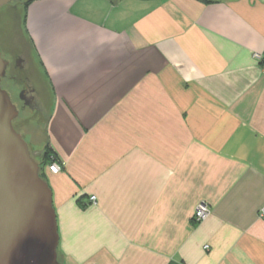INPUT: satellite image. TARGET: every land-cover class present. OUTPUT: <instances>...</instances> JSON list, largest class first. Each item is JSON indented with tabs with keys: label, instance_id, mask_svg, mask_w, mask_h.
<instances>
[{
	"label": "crops",
	"instance_id": "crops-1",
	"mask_svg": "<svg viewBox=\"0 0 264 264\" xmlns=\"http://www.w3.org/2000/svg\"><path fill=\"white\" fill-rule=\"evenodd\" d=\"M25 31L61 264H264V0H33Z\"/></svg>",
	"mask_w": 264,
	"mask_h": 264
},
{
	"label": "water",
	"instance_id": "water-1",
	"mask_svg": "<svg viewBox=\"0 0 264 264\" xmlns=\"http://www.w3.org/2000/svg\"><path fill=\"white\" fill-rule=\"evenodd\" d=\"M8 63L0 50V264H61L53 191L13 124L19 110L1 84Z\"/></svg>",
	"mask_w": 264,
	"mask_h": 264
},
{
	"label": "rangeland",
	"instance_id": "rangeland-1",
	"mask_svg": "<svg viewBox=\"0 0 264 264\" xmlns=\"http://www.w3.org/2000/svg\"><path fill=\"white\" fill-rule=\"evenodd\" d=\"M31 2L30 0H13L0 7V48L3 50L6 59L12 58L14 60L15 56L9 52L11 48H14L25 59L26 64L29 63V60L34 62L35 69H37L36 71L38 73L35 72L32 74L31 79L33 85L38 88V82L41 81V78L45 80L46 77L39 64L38 55L29 42L28 35L25 31V18L27 17L28 4ZM13 53L15 54V52ZM46 84L47 82L45 83L47 87L48 84ZM36 101L41 106L42 102L39 94L36 95ZM32 114L33 112L30 109H21L19 120H17V127L24 133V138L28 141L34 158L38 162H41L44 159V154L49 151L45 133L47 109H45L43 115H39L37 112L33 116ZM22 121H24L26 126L23 127V125H20L19 122ZM37 151H42V155H38Z\"/></svg>",
	"mask_w": 264,
	"mask_h": 264
},
{
	"label": "flooded vegetation",
	"instance_id": "flooded-vegetation-1",
	"mask_svg": "<svg viewBox=\"0 0 264 264\" xmlns=\"http://www.w3.org/2000/svg\"><path fill=\"white\" fill-rule=\"evenodd\" d=\"M0 50L2 52V56L6 59L3 50L1 48ZM12 51L15 52V54ZM9 52L15 57L14 60L12 58L6 59L9 63L6 70V75L2 78V87L10 94L12 101L16 104L19 110V114L21 109H30L33 114L37 112V114L43 115L45 109L42 108V106H40L36 101V95L39 94V92L37 87L33 85L31 79L32 74L35 73V68L32 61L29 60V63L26 64L25 59L21 57L20 53H17V49L11 48ZM31 100L32 102L29 104V101ZM19 114L14 119L13 124L24 137V133L17 127ZM19 123L20 125H23V127L26 126L24 121Z\"/></svg>",
	"mask_w": 264,
	"mask_h": 264
},
{
	"label": "built area",
	"instance_id": "built-area-1",
	"mask_svg": "<svg viewBox=\"0 0 264 264\" xmlns=\"http://www.w3.org/2000/svg\"><path fill=\"white\" fill-rule=\"evenodd\" d=\"M254 56L260 61L262 68L264 70V51L263 52H256L254 53ZM64 166V162H60L57 159H52L50 163H48L45 168L43 169L45 174L46 172H51V173H58L59 171L62 170ZM91 202L96 203L97 199L95 195H92L90 197ZM211 213V208L207 203H199L194 211V220L195 221H202L206 219ZM262 214H264V207L262 209ZM208 248V246H206Z\"/></svg>",
	"mask_w": 264,
	"mask_h": 264
},
{
	"label": "trees",
	"instance_id": "trees-1",
	"mask_svg": "<svg viewBox=\"0 0 264 264\" xmlns=\"http://www.w3.org/2000/svg\"><path fill=\"white\" fill-rule=\"evenodd\" d=\"M33 1V0H30ZM30 4V3H29ZM28 4V5H29ZM26 20V18H25ZM49 151H47L48 153L44 154V159L40 162V174L43 178L46 179V174L43 172V169L45 168V166L50 163L52 161V159H57L56 156H52L50 155V149L48 148ZM52 157V158H51ZM58 160V159H57ZM61 162V160H59ZM47 180V179H46Z\"/></svg>",
	"mask_w": 264,
	"mask_h": 264
}]
</instances>
